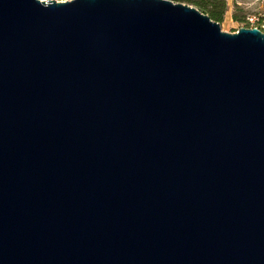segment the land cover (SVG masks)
<instances>
[{
    "label": "water",
    "instance_id": "95a60500",
    "mask_svg": "<svg viewBox=\"0 0 264 264\" xmlns=\"http://www.w3.org/2000/svg\"><path fill=\"white\" fill-rule=\"evenodd\" d=\"M0 264H264V32L0 0Z\"/></svg>",
    "mask_w": 264,
    "mask_h": 264
},
{
    "label": "rangeland",
    "instance_id": "374dc122",
    "mask_svg": "<svg viewBox=\"0 0 264 264\" xmlns=\"http://www.w3.org/2000/svg\"><path fill=\"white\" fill-rule=\"evenodd\" d=\"M208 2L218 11L224 7V13L218 22L222 32L235 33L240 28H248L250 24L247 19L250 17L258 19L259 24L264 26V0H209ZM174 3L192 6L189 0H179Z\"/></svg>",
    "mask_w": 264,
    "mask_h": 264
},
{
    "label": "trees",
    "instance_id": "16d2710c",
    "mask_svg": "<svg viewBox=\"0 0 264 264\" xmlns=\"http://www.w3.org/2000/svg\"><path fill=\"white\" fill-rule=\"evenodd\" d=\"M170 1L177 2L179 0H170ZM189 1L191 2L192 6H194L203 14L207 15L211 20L215 22H219L222 14L224 13V7H222L218 11L216 7H213V4L208 2L209 0H200V1L189 0Z\"/></svg>",
    "mask_w": 264,
    "mask_h": 264
},
{
    "label": "built area",
    "instance_id": "2783aa9c",
    "mask_svg": "<svg viewBox=\"0 0 264 264\" xmlns=\"http://www.w3.org/2000/svg\"><path fill=\"white\" fill-rule=\"evenodd\" d=\"M40 1L46 2V0H40ZM52 1H55L56 3H65V2H71L73 0H52ZM247 22L250 24L248 26L249 29L256 28V29H258L260 31H262L264 29V26L260 25L259 24V20L258 19H255L254 17L248 18L247 19Z\"/></svg>",
    "mask_w": 264,
    "mask_h": 264
}]
</instances>
